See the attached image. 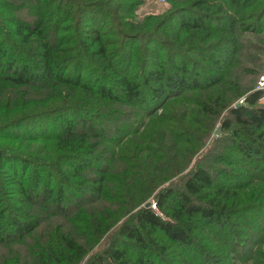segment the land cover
<instances>
[{
    "label": "trees",
    "instance_id": "obj_1",
    "mask_svg": "<svg viewBox=\"0 0 264 264\" xmlns=\"http://www.w3.org/2000/svg\"><path fill=\"white\" fill-rule=\"evenodd\" d=\"M258 2L194 0L189 6H173L162 18L137 21L133 12L137 2L0 0V82L16 87L62 86L90 98H79L88 108L56 106L0 125V139L54 142L58 149L71 148L48 162L10 156L0 150V243L23 240L41 226L42 216L65 217L103 199L106 182L112 184L111 189L126 186L128 182L119 181L113 165L117 160L127 164L129 157H106L110 147L125 150L124 139L141 134L143 142L139 141L134 152L144 148L147 161L159 162L171 178L178 176L183 169L179 161L173 163L177 146L168 145V137L196 151L203 144L193 139L195 133L190 127L175 117L164 122L160 115V127L146 126L137 133L140 122H135L119 126L120 136L109 138L100 119L112 118L115 123L121 118L119 111L102 117L95 114L91 101L94 98L104 105L131 107L141 116L153 117L170 101L217 87L226 74L220 71L224 60L215 54L236 57L239 47L233 39L235 31L258 32L264 28V4ZM227 10L240 13L239 20L224 15ZM16 11H23L28 19ZM220 22L226 26H218ZM224 27L227 31L221 30ZM210 37L216 39L208 46L194 44ZM30 48L35 52H26ZM190 55L210 67L200 66ZM261 97V91L251 92L242 104L230 107L222 121L227 135L218 140L225 141L232 153L223 160L216 159L227 171L199 165L188 173L180 188L159 190L154 202L157 210L150 203H146L147 208L144 204L88 264H180L172 262L168 254L173 248L181 252L184 264H216L211 257L213 250L220 251L218 256L225 261L233 254L240 264L250 260L256 263L264 245V202L259 198L255 204L239 206L238 193L253 179L264 184V107L256 106ZM209 101L196 99L194 103L203 116L219 114L229 106L224 96ZM179 156L183 160L187 154ZM149 182L155 185L147 179L146 189ZM127 188L134 193L140 189L132 183ZM205 192L213 197L202 205L199 200ZM13 202L24 206L19 205L25 211L13 212ZM26 207H38L39 214H25ZM248 215L256 222H247ZM197 231L210 235L205 240L207 248L196 241ZM122 239H130L133 245ZM61 241L67 252L63 263L84 260V250L72 238ZM118 244L132 248L133 255L117 248ZM253 247L257 250L252 252ZM258 262L264 264V254Z\"/></svg>",
    "mask_w": 264,
    "mask_h": 264
},
{
    "label": "rangeland",
    "instance_id": "obj_2",
    "mask_svg": "<svg viewBox=\"0 0 264 264\" xmlns=\"http://www.w3.org/2000/svg\"><path fill=\"white\" fill-rule=\"evenodd\" d=\"M89 1L105 2L106 0ZM193 1L194 0H112L113 3L111 4H132L137 2L133 11L134 18H136L137 21H142L151 16L162 18L173 8V6H189ZM16 3L19 4L18 1H16ZM258 3H260L259 5H262L264 4V0H259ZM211 5L215 6L214 4ZM249 8L252 7H248V9ZM249 11H253V9H250ZM16 12L20 14L22 19H28L25 15L26 13L23 11ZM239 14L240 13H233L229 10L224 12V15L234 16L238 20ZM121 16L123 18L124 14ZM249 22L250 21H248V23ZM219 25L226 26L225 23L221 22L218 26ZM84 29H86V26H84ZM221 30L227 31V27H224ZM253 32L254 31H248L247 33H243L239 29L235 31L233 39L237 42L239 47L236 57L234 56L227 59V54L222 55L218 52L215 54L217 58H221L222 61L224 60V64H220L223 66L220 71L223 69V72L226 74L224 80H222L217 87L201 93H196L193 96L188 95L183 99L170 101L163 108H158L157 113L153 117L141 116L131 107L112 105L111 103L109 105H104L102 102L93 98L91 106L94 107V110L96 111L95 114L103 117L107 115V113L113 114L115 109L119 111L121 118H118L119 120L115 121V123L112 118L107 120H105V118L100 119L102 126L109 131V138L120 136L117 131L119 130L117 129L119 126L126 124L130 126L134 125L135 122H137L135 125H138L140 122L137 133L143 132L146 126L156 125L157 127H160L162 123L157 117L161 115V120L164 122L175 117L177 121L186 124L185 126L190 127L195 133L193 139L197 141L198 144L202 143L203 146L195 151L194 147L185 144L178 145L179 143H177L172 137H168V145H172L173 147L177 146V155L173 158V163L176 165L179 161L181 168L183 169L182 172H179V169H177L179 175L172 178L169 172L164 173L162 171V165L159 162L155 160L150 162L145 159L147 153H144V148L138 152H134L137 148L136 145L138 143L140 144L142 141L140 138L141 134L132 136L126 140L124 139V145L122 148L125 147V150L118 147H110L106 152V157L110 158L113 155L116 156L113 158L120 157L121 155H123L124 158L129 157L127 164L122 160H117L113 165L114 172L118 173L120 176L119 181L128 182L126 186L121 184L124 189L117 186L111 189L112 184L106 182L104 187V198L97 202L95 201L77 211H73V213H69L65 217L59 216L46 218L40 213V216H42V224L35 232L20 241L11 242L9 244L0 243V264H62L64 257L67 255L61 241L63 237L72 238L84 250V260L78 264H88L91 258L98 253L103 252L108 247V244L115 239L122 225L130 221L132 215L138 209L143 207L144 204L146 205V203L152 205L156 201L155 196L159 190L165 187L180 188L188 173L194 169V167L199 165L206 168L209 167V169L212 168L227 171L226 167H223L222 164L217 162V159L223 160L232 153L228 150L225 141L221 142L218 140L220 137L227 135V131L223 129L221 125L222 121L227 116V111L230 107L242 104L247 95L251 94V92L259 91L257 89L259 87L258 84L261 77L264 75V28L258 32ZM227 35L229 34L227 33ZM215 39L216 37H210V39H206L204 42L197 41L194 42V44L208 46V44ZM197 40L200 39L197 38ZM62 46V48L66 49L64 45ZM32 49L30 51H25L32 54L35 52ZM190 58L199 63L200 66L207 65L210 67L208 62L206 64L201 58H198L195 55H190ZM261 92L262 97L257 102V107H264V89H262ZM72 95H74L73 99H71ZM218 96H224L229 105L227 109L219 114L214 112V114L210 113L205 116L200 114L199 109L194 104L196 99L205 100L210 103V99L213 100ZM79 98L85 101H90V98L87 95L70 92L62 86L38 88L16 87L7 82H0V125L18 117H27L36 113H43L56 106L69 107V105H77L88 108L89 106ZM217 130H219V134H216ZM165 141L166 139L162 142L167 144ZM140 146H143V144ZM209 147L218 153L215 154L212 150L209 151ZM59 149L54 142L0 139V150H3L6 154L10 156L16 154L37 162L53 161L58 155H63L64 152L71 151L70 146H62L61 150L63 151ZM189 149H191V153H189ZM180 153L187 154V156L182 160L179 156ZM248 172L252 175L251 171ZM151 174L153 177H151ZM149 177L155 182V185L149 182L150 188L146 189V180L150 179ZM250 179L252 178L250 177ZM131 183L133 186L140 188L138 193H134L133 190L131 191L127 188ZM136 183L138 185H136ZM116 189H119L117 195ZM238 194L240 201V203H238L239 206L255 204L259 198H261L260 202H264V184L262 181L253 179L251 180V185ZM212 197L213 195L211 193L205 192L199 202L202 205H205V202ZM17 198H19V196ZM19 205V203L13 202L14 207L11 204L10 208L12 209L13 207V212L23 213L25 210L20 208ZM20 206L24 207L22 205ZM25 214H39L38 207H26ZM160 215L165 218L162 214ZM98 221H100L99 225H97ZM247 222H256L254 221V216L248 215ZM196 223L198 224V222ZM96 230H100V232H96ZM197 232L199 233L196 236V241H199L201 246L203 245L207 248L206 246L208 245L205 240L210 237V235L202 231ZM242 234L245 235V232L242 231ZM200 237H202L201 241L199 240ZM122 240L127 244L133 245V242L130 239ZM117 248L125 249L126 253H130L131 255L134 253L132 248H124L119 244L117 245ZM248 249L250 250V248ZM251 249L253 252L256 248L253 247ZM260 250L261 252L257 257L256 263L250 260L242 264H260L258 261L261 260V256L264 254V245ZM213 251L215 255H211V257L217 262L216 264H240L233 254H230L229 258L225 261L224 258L218 256L220 255V251ZM168 254L173 259L172 262L179 263L180 261L183 264L185 263L182 262L183 258L181 257V252H179L177 248L170 249ZM57 258L58 260L60 259L59 262L56 261Z\"/></svg>",
    "mask_w": 264,
    "mask_h": 264
},
{
    "label": "built area",
    "instance_id": "obj_3",
    "mask_svg": "<svg viewBox=\"0 0 264 264\" xmlns=\"http://www.w3.org/2000/svg\"><path fill=\"white\" fill-rule=\"evenodd\" d=\"M259 87L257 88L259 91H261L262 89H264V75L261 77V79H260V82H259ZM151 208L153 209V210H156V206H155V204L153 203L152 205H151Z\"/></svg>",
    "mask_w": 264,
    "mask_h": 264
},
{
    "label": "water",
    "instance_id": "obj_4",
    "mask_svg": "<svg viewBox=\"0 0 264 264\" xmlns=\"http://www.w3.org/2000/svg\"><path fill=\"white\" fill-rule=\"evenodd\" d=\"M239 106V105H236V107ZM216 134H219V130H217ZM149 205H146V208L148 207Z\"/></svg>",
    "mask_w": 264,
    "mask_h": 264
}]
</instances>
